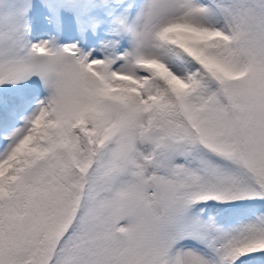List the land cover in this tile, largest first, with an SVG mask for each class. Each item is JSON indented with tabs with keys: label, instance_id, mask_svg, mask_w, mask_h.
Instances as JSON below:
<instances>
[{
	"label": "snow or ice",
	"instance_id": "1",
	"mask_svg": "<svg viewBox=\"0 0 264 264\" xmlns=\"http://www.w3.org/2000/svg\"><path fill=\"white\" fill-rule=\"evenodd\" d=\"M0 264H264V0H0Z\"/></svg>",
	"mask_w": 264,
	"mask_h": 264
}]
</instances>
